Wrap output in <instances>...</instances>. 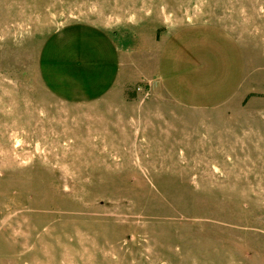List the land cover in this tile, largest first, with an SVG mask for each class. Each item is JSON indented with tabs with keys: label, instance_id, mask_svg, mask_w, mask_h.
<instances>
[{
	"label": "rangeland",
	"instance_id": "obj_1",
	"mask_svg": "<svg viewBox=\"0 0 264 264\" xmlns=\"http://www.w3.org/2000/svg\"><path fill=\"white\" fill-rule=\"evenodd\" d=\"M191 23L239 44V101L190 109L161 87L162 41ZM91 26L123 80L66 101L43 62ZM0 264H264V0H0Z\"/></svg>",
	"mask_w": 264,
	"mask_h": 264
},
{
	"label": "crops",
	"instance_id": "obj_2",
	"mask_svg": "<svg viewBox=\"0 0 264 264\" xmlns=\"http://www.w3.org/2000/svg\"><path fill=\"white\" fill-rule=\"evenodd\" d=\"M48 58L43 62L47 85L66 101L99 99L123 80L122 54L101 28L66 27L52 37ZM156 72L164 91L190 109H213L246 93L243 52L227 31L211 23L186 24L168 35Z\"/></svg>",
	"mask_w": 264,
	"mask_h": 264
}]
</instances>
